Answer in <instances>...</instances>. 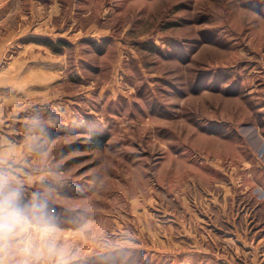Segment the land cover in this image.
Listing matches in <instances>:
<instances>
[{
  "label": "rangeland",
  "instance_id": "obj_1",
  "mask_svg": "<svg viewBox=\"0 0 264 264\" xmlns=\"http://www.w3.org/2000/svg\"><path fill=\"white\" fill-rule=\"evenodd\" d=\"M58 2L57 116L0 167L55 231L4 233L11 263L187 264L212 173L264 165V0Z\"/></svg>",
  "mask_w": 264,
  "mask_h": 264
},
{
  "label": "crops",
  "instance_id": "obj_2",
  "mask_svg": "<svg viewBox=\"0 0 264 264\" xmlns=\"http://www.w3.org/2000/svg\"><path fill=\"white\" fill-rule=\"evenodd\" d=\"M58 3L0 0V167L28 152L14 140L36 134L27 131L28 122H36L37 136H43V123L57 116L59 53L45 41L60 37ZM252 164L225 168L223 178L212 173L209 214H196L188 225L187 231L195 232L193 241L177 243L187 264L198 252L206 264H264V165ZM211 166L218 175L219 164ZM0 235V264H12Z\"/></svg>",
  "mask_w": 264,
  "mask_h": 264
},
{
  "label": "clouds",
  "instance_id": "obj_3",
  "mask_svg": "<svg viewBox=\"0 0 264 264\" xmlns=\"http://www.w3.org/2000/svg\"><path fill=\"white\" fill-rule=\"evenodd\" d=\"M6 184V178L0 177V232L12 233L17 229L25 231L30 228L42 237L53 233L55 226L48 214L46 201L39 198L27 201L19 189L8 190Z\"/></svg>",
  "mask_w": 264,
  "mask_h": 264
},
{
  "label": "trees",
  "instance_id": "obj_4",
  "mask_svg": "<svg viewBox=\"0 0 264 264\" xmlns=\"http://www.w3.org/2000/svg\"><path fill=\"white\" fill-rule=\"evenodd\" d=\"M45 42H47V44L49 45V46H51L52 47V49L53 50H55V51H62L60 48H59V46L58 45H56L55 44V42L54 41H50V40H46ZM92 140L95 142L96 141V143H93V145H91V146H93L94 148L95 147H97V148H100V147H102V145H104L105 143H107V141H108V136L107 135H104V134H101V133H95L93 136H92ZM95 144V145H94ZM73 147H76V145H74ZM92 147V148H93Z\"/></svg>",
  "mask_w": 264,
  "mask_h": 264
}]
</instances>
